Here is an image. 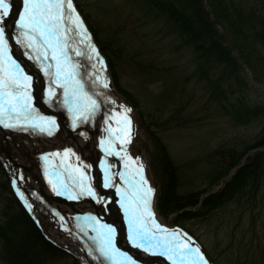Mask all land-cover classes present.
Listing matches in <instances>:
<instances>
[{
	"label": "rangeland",
	"instance_id": "obj_1",
	"mask_svg": "<svg viewBox=\"0 0 264 264\" xmlns=\"http://www.w3.org/2000/svg\"><path fill=\"white\" fill-rule=\"evenodd\" d=\"M236 2L263 8L258 5L259 0ZM72 4L76 7L77 15L84 22L87 20L85 23L88 22L96 33L95 36L92 30L90 32L96 51L103 39L112 40L120 54L114 61L118 83L114 81L107 52V59L103 55L99 56L104 62L101 68L97 57L75 37L77 42L72 49L79 48L84 53L75 55L77 75L80 81L86 77L89 79V74L92 76V95L87 94L96 100L98 107L95 112L86 120L80 117L74 127L64 102V108L59 107L66 118H70L69 123L65 124L58 116L56 120L53 114L47 113L49 118L43 116L46 112L40 109L35 97L33 101L37 107H31L33 111H4L10 116L11 125L15 126L5 127L3 122L0 123L8 133L5 138L0 137V227L3 229L0 235V264H12L11 249L23 246L34 251L35 262L40 264H142L115 246L118 254L103 255L100 251L102 241L99 239L103 232L100 225H121L112 210L117 212V209L122 211L124 208L112 195L120 197L116 188L128 190V183L124 175L122 178L118 174L128 170L135 182L140 179L141 165L146 187L152 189L150 207L155 202L158 224L169 232H179L181 236L178 239H184L185 234L191 237L187 241L191 244V251L177 250L179 254L175 256V264H203L195 254L196 248H199L207 264H254L264 261V172L254 189L248 188L247 193L205 219L186 222L182 225L185 229L174 222L175 215L164 216L158 208L163 186L162 160L165 156L179 169L180 193L202 191L201 196L205 197L224 188L249 157L264 150H248L240 165L230 168V152L241 155L251 144L264 138V82L251 73L242 57L235 68L206 64L205 73L201 75L202 71L199 70L203 61L185 42L177 28L145 0H72ZM89 56L92 59H88ZM97 75L101 81L106 79L114 91L111 92L110 86L104 88L101 82L96 81ZM122 89L133 98L126 96ZM43 92L41 89L42 102L45 97ZM117 95L124 100L123 104L118 102ZM52 97L48 96L47 99ZM61 98L64 101L71 100ZM238 100L245 104L248 111L252 110L250 113L244 112L246 114L244 118L240 117L241 120L235 118ZM125 108L131 111L125 113ZM114 112L119 115L108 119ZM25 116H28L27 120ZM40 116L56 121L51 137H58L65 131L70 139L77 133L74 130H81L76 134L79 140H90L89 145L94 143L95 148H98V158L92 159L95 164L83 157L82 150L73 140L65 143V149L71 158L75 156L74 167L63 153L53 156V149L35 151L30 145L24 146L22 142L29 141L24 140L25 137L38 144V140L49 136L47 129L51 126L40 121ZM125 117L131 120L130 125ZM41 127L46 130L41 131ZM109 128L111 131L106 130ZM11 133L23 135V140L13 139ZM101 141L105 143L102 145ZM105 149L112 154H108ZM45 156L48 157L47 161L42 159ZM109 157L112 159L108 163ZM99 163L106 167L111 187L103 186L105 172L101 171L100 175L95 172ZM110 168L114 169L113 175ZM35 171L38 176L34 174ZM226 171L228 173L224 175ZM9 182L20 200L30 208V214L44 234L73 256L53 257L37 243L19 220ZM53 185L60 188V195L53 191ZM62 185L66 186V193ZM98 185L108 190L105 195L109 202L108 208L99 202L101 192ZM89 187L95 193L98 192L99 197L80 194L82 188ZM68 192L75 198L69 199ZM64 207L77 209L72 212ZM87 217H95V220ZM121 219L124 223L120 228L129 234L128 219ZM94 221H99V228ZM117 235L120 240L119 232ZM155 235L164 242L166 234L155 232ZM143 245L138 248L142 254L152 253L151 250L145 251L149 247L148 241H144ZM155 251L159 254L162 248ZM163 256L173 264L167 255ZM182 256L187 258L182 259ZM159 264L166 263L159 261Z\"/></svg>",
	"mask_w": 264,
	"mask_h": 264
},
{
	"label": "trees",
	"instance_id": "obj_2",
	"mask_svg": "<svg viewBox=\"0 0 264 264\" xmlns=\"http://www.w3.org/2000/svg\"><path fill=\"white\" fill-rule=\"evenodd\" d=\"M145 1L177 28L185 42L193 48L199 59L203 61L199 70V72L202 71L201 75L205 73L206 64L213 63L226 68H235L240 57H242L244 64L247 65L251 73L256 78L260 77L259 80L264 82V0L258 2V5H262L263 8H259L257 5H244L236 2V0ZM99 46L104 54L107 52L114 81L118 83L114 61L120 54L110 39H103ZM235 77L238 79L237 76ZM231 87L230 84L229 88ZM121 91L126 96L133 98L129 92L123 89ZM239 100L236 105L235 114L237 116L235 118L241 120L246 114L244 112L248 110L245 104ZM155 139L158 140V137ZM259 148L264 149V138L251 144L241 155L230 152L229 154L232 153L230 168L233 169L240 165L248 150ZM162 165H164L163 186L158 208L164 216L175 215L174 222L182 226L191 220L207 218L230 201L240 198L249 189H254L261 173L264 172V150L249 157L246 164H243L236 171L224 188L217 192H211L205 197L201 196L202 191L181 194L179 169L166 156L162 160ZM227 173L228 171L223 174L226 175ZM223 174L219 177H222ZM8 187L17 207L15 211L19 220L27 227L37 243L41 244L45 252L50 253L53 257L68 255L67 252L46 239L41 229L18 201L10 183H8ZM2 234L3 229L0 227V235ZM10 254L13 259L12 264H40L35 262L34 251L25 249V246L12 248ZM254 264H264V261Z\"/></svg>",
	"mask_w": 264,
	"mask_h": 264
},
{
	"label": "snow or ice",
	"instance_id": "obj_3",
	"mask_svg": "<svg viewBox=\"0 0 264 264\" xmlns=\"http://www.w3.org/2000/svg\"><path fill=\"white\" fill-rule=\"evenodd\" d=\"M22 7L23 12L17 13V21L12 23L11 16L14 12L15 0H0V72L3 73L0 76V110L14 111L16 107H20L23 112H30L32 110L30 105L31 96L28 92L32 78L26 75L23 69L9 55V40L12 37L6 30L11 23L13 28L21 30L19 32L21 39H18L17 42L25 43L28 49H32L35 54L34 58L37 61L41 58L49 60V52L51 53L50 59L55 64H41V67L45 75H50V70L55 68V78L52 80V83H56L59 87L64 88L66 97L71 91L74 102L70 103L65 99L64 103L67 105L68 111L74 114L72 123L75 127L78 117H83L86 120L90 114L95 112L98 105L96 100L83 91V85L80 81L75 80L76 72L74 70L69 71V67L73 69L75 67L67 63L70 60L68 56L70 40L74 42L75 37L78 36L80 38L79 42L85 44L91 53L97 57V62L101 68H103L104 62L102 59H99L95 47L92 46L90 37H88L86 29L83 28V22L75 13L72 0H22ZM72 51L76 56L84 54L79 48H73ZM88 59H92V56H89ZM61 77H63V80H61ZM96 81L101 82L104 88L108 87L107 82L101 81L99 75L96 76ZM69 84L72 85L71 89L68 87ZM52 95H54V92L49 88V96L51 97ZM112 103H115V101H112ZM121 107L123 108V106ZM130 111L131 109H124L125 113ZM117 115L119 113L114 112L108 119H114ZM24 118L27 120L28 116ZM38 119L51 126L47 129L48 134L51 135L52 127L55 126L56 121L46 119L43 116L38 117ZM125 120L129 125L131 124L130 119L125 117ZM2 122L0 121V123ZM105 123H107V120ZM117 123H120V121H117ZM4 126L14 127L15 125L4 124ZM40 130L45 131L46 129L41 127ZM106 130L111 131V128ZM104 143L105 141H101L102 145ZM105 151L108 154H112L108 149H105ZM115 154L119 155V153ZM52 155L59 156L60 154L52 153ZM63 155L67 157L69 152H65ZM42 159L47 161L48 157L45 156ZM125 166L127 167V165ZM142 169L143 166L141 165L140 179L136 180L129 190L116 188V192L121 197V207L124 208L125 215L128 217L129 239L138 248L144 246V241H148L149 247L145 248V251L151 250L154 255L157 254L155 249L162 248L159 254L167 255L168 259L172 260L173 264H175V256L179 254L177 250L181 252L191 251V244L187 242L191 240V237H186L185 234L184 239H178L181 236L179 232H169L168 229L162 228L155 222L153 213L150 210L149 197L152 189L146 187L147 181L142 175ZM105 173L103 186L111 187V178L107 175V169H105ZM118 175H121L123 178L124 174ZM63 187H65V191L67 192L66 186ZM53 191L57 195L61 194L60 188L56 185H53ZM67 194L69 199L75 198L70 192ZM80 194L92 197L96 196V193L90 187L82 188ZM21 199H23V196H21ZM99 202L103 203L102 200ZM86 219L95 220V217H87ZM149 222L151 223V227H149ZM97 223L99 224V221ZM100 228L103 229V232L99 236V239L102 241L101 253L105 256L118 254L113 244L115 229L108 225H100ZM155 232L166 234L163 243L157 239ZM152 241H155V243H151ZM195 254L203 264H207L204 256L200 254L199 248L195 249ZM181 258L186 259L187 257L182 256ZM125 259L128 260L129 258L125 257Z\"/></svg>",
	"mask_w": 264,
	"mask_h": 264
},
{
	"label": "bare ground",
	"instance_id": "obj_4",
	"mask_svg": "<svg viewBox=\"0 0 264 264\" xmlns=\"http://www.w3.org/2000/svg\"><path fill=\"white\" fill-rule=\"evenodd\" d=\"M23 12V7H22V0H15V8H14V12L11 16V22L12 23H15L17 21V13H22ZM10 35H11V39L9 40V55H11V57L17 62V64L24 70L26 71L27 73H29L30 77L32 78L31 82H30V87L28 88V91L30 94H32V91H34V93L36 92L38 95L41 94V89L45 92V89H48V87L50 86V88L54 91H56V89L58 90L57 91V95L54 96V98L56 99H51L52 101L48 100V99H45L43 97V102L42 100L40 99L39 102L40 104L42 103L43 105V109L44 111L46 112V115L44 114L43 116L49 118V115L47 113H52L54 116V118L56 119L57 116L60 118V120H63V123H69V119L70 118H66L65 115L63 114L64 111H62L60 109L63 108L62 106L64 105V103H59L60 100H62L64 102V100L59 97V96H62L60 93H59V87H55L52 85V79L55 78L54 77V73H55V68L51 69L50 70V75H45V72L43 70V68L41 67V64H44V65H47V63L43 60V58H41L39 61H37L34 56V52L32 51V49H28L26 46H25V43H18L17 40L18 39H21L20 36H19V32L21 30L19 29H15L11 26V23L8 27V29L6 30ZM75 42H77V39H74V42L70 40V48L68 50V56L70 57V60L67 62L68 65H71V66H75L74 69L72 67H69L70 69L72 68L75 72H76V76H75V80H79V76L77 75L79 72H78V63H76V60L75 59V53L72 51V46L75 45ZM92 68V67H91ZM3 73L1 72L0 76H2ZM92 76L91 74H89V79L86 77L84 78L83 80H79L80 83L83 85V91L85 93H91L92 95V90L90 89L91 87V83H92ZM34 80V81H33ZM105 81L107 82V80L105 79ZM55 84V83H54ZM108 86L111 87V85H109V83H107ZM58 85V84H57ZM69 89H71L72 85L69 84L68 85ZM111 90H112V87H111ZM53 91V92H54ZM43 92V95H45ZM113 92V90L111 91ZM33 93V94H34ZM94 94V92H93ZM42 96V95H41ZM96 96V95H94ZM71 98V100L69 99V102L70 103H73L74 102V98L73 96L71 95V91L69 92V95H68V98ZM98 98V97H97ZM119 98V103L123 104L124 103V100L117 95V99ZM11 99V98H9ZM45 101V103H44ZM15 103V102H13ZM60 106V107H59ZM13 112V111H12ZM49 113V114H50ZM69 117H72V121H73V113H68ZM0 117H1V121H3L4 124H12V120L10 119V116L7 115V113H5L4 111L0 110ZM80 117L77 118V120L79 119ZM57 120V119H56ZM15 124V123H14ZM67 128L69 130L70 128V124L67 125ZM28 130L30 131V129L28 128ZM76 131L78 134L81 130H74ZM87 130H85L86 132ZM93 132H91L92 134ZM8 134L6 132V130L2 129V126L0 125V137L2 138H5V135ZM72 135L70 137V139L67 137V133L65 131L61 132L58 137L61 138V139H56L58 137H51L50 135L45 138L44 140H38V144H35V142L28 138V137H25L24 140H29V141H25V142H22V144L24 146H29L30 147H33L35 151L37 150H52L53 149V153H65V152H68L66 148V145L65 143L68 141V140H73L76 144V146L78 147V149L82 150V153H83V157L87 158L88 161H92L93 164L94 161L92 159H96L98 158V148H95V144L92 143V145L90 146V140L86 141L84 139H80L78 138V135ZM88 135H90L89 133H87ZM87 135V136H88ZM11 136L13 139L15 140H23V135H19V134H12L11 133ZM59 140H62L61 142H56V141H59ZM67 160L71 163L72 167H74V160H75V156L72 155V158L68 155L67 157ZM108 163L109 161L112 159V157H109L108 158ZM69 163V164H70ZM108 163H106L108 165ZM98 168L95 169V172L100 175L101 174V171L105 172V169L106 167H104L103 165H101L100 163L98 164ZM105 165V166H107ZM113 172H114V169L110 168V173H112L111 175H113ZM35 175L38 176V173L37 171L34 172ZM97 175V176H98ZM73 176H77L76 174H73ZM83 176V175H82ZM124 177H126L127 179V188L128 190L134 185V181H133V178L130 177V172L128 170H126V172L124 173ZM85 178V177H83ZM82 180V178H81ZM86 183V181H84ZM87 184V183H86ZM99 189V187H98ZM113 189V188H112ZM100 191L103 192L104 190L100 188ZM108 191V190H107ZM64 192L66 193V191L64 190ZM106 193V192H105ZM104 193V194H105ZM99 193L96 192V195L99 197L98 195ZM110 194V192H109ZM113 198H115V200L117 201H120L121 202V197L119 196H116V195H112ZM105 198V196H104ZM103 203L102 205L104 206L105 205H108V201H106V198L105 200H102ZM155 203V202H154ZM153 203V206L150 207V210L151 212L153 213V216L155 217V222L158 224L159 222V216L157 215L156 213V209H155V204ZM65 209L67 208L68 210L72 211V212H75L77 207H74L73 208H70V207H64ZM122 214V212H121ZM124 215V214H123ZM158 216V217H157ZM147 219V217H145ZM104 220V219H103ZM94 223L96 224V226L99 228V225H97L98 223L96 221H94ZM151 224V223H150ZM110 227L114 228L115 229V234H114V237H113V244L115 247H118V244H117V239H118V225L117 224H113V223H110L109 225ZM126 239V238H125ZM123 246L125 248L127 247H131V246H134L132 244V242L128 239H126L123 243ZM120 248V247H119ZM137 248V247H136ZM123 249V247H122ZM126 251V250H124ZM127 252V251H126ZM144 257L142 259H147V260H150V258H145V257H149V254L147 253H144L143 254ZM112 261H114V259L112 258Z\"/></svg>",
	"mask_w": 264,
	"mask_h": 264
},
{
	"label": "water",
	"instance_id": "obj_5",
	"mask_svg": "<svg viewBox=\"0 0 264 264\" xmlns=\"http://www.w3.org/2000/svg\"><path fill=\"white\" fill-rule=\"evenodd\" d=\"M120 221V220H119ZM130 251V250H129ZM159 257H155V258H153V261H156L157 259H158Z\"/></svg>",
	"mask_w": 264,
	"mask_h": 264
}]
</instances>
